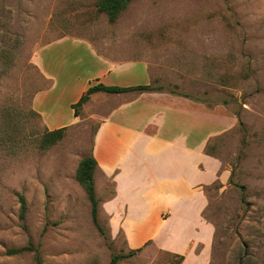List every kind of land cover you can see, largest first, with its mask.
<instances>
[{
    "label": "rangeland",
    "instance_id": "obj_1",
    "mask_svg": "<svg viewBox=\"0 0 264 264\" xmlns=\"http://www.w3.org/2000/svg\"><path fill=\"white\" fill-rule=\"evenodd\" d=\"M97 2L0 0V264H37L34 251L7 253L29 242L42 264H111L114 254L135 249L123 225L122 200L108 208L113 182L99 171L94 175L105 237L76 179L80 160L93 152L100 121L118 104L101 93L74 115L71 105L97 69L88 58L79 65L89 44L116 68L101 77L104 83H144L148 74L149 83L163 86L161 92L211 113L200 119L203 130L212 131L204 150L219 164L204 188L201 215L214 229L204 264H264V0H132L115 22ZM45 45L42 58H56L62 73L51 100L44 101V91L37 107L67 129L61 141L42 149L48 128L33 100L52 80L34 57ZM215 167L207 164L204 180L213 178ZM20 195L27 204L24 221ZM128 200L137 216L129 226L131 244L154 236L181 252L190 237H206L195 226H201L197 209L183 201L159 224L154 205L147 216L136 200ZM139 247L116 264H185L153 239Z\"/></svg>",
    "mask_w": 264,
    "mask_h": 264
},
{
    "label": "crops",
    "instance_id": "obj_2",
    "mask_svg": "<svg viewBox=\"0 0 264 264\" xmlns=\"http://www.w3.org/2000/svg\"><path fill=\"white\" fill-rule=\"evenodd\" d=\"M67 37L53 43H58ZM78 43L86 44L80 39ZM89 45L87 47L89 53L80 59L79 65L88 58L89 65L96 66L97 69L89 85L78 92L79 98L94 81L103 82L101 77L110 75L116 70L114 66L109 65L107 58L100 56L95 48ZM45 48L46 45L35 55L34 62L42 73L52 80V85L50 89L39 91L35 95L33 106L35 111L44 116L47 128L52 130L57 125L45 117L47 114H43L37 103L44 91V101L51 100L54 95L53 86L57 85V77L61 76L62 72L56 70V58L54 62L50 60L46 62L42 58ZM62 62L64 61L60 62L61 67H63ZM147 77L144 83L132 85L148 84L151 78L148 74ZM134 92L136 91L110 94L118 100V104L100 121L95 133L92 154L98 166L94 175L99 171L103 178L113 182L114 195L108 201V208L116 200H122V210L125 212L123 225L131 247L137 248L153 239L161 249L183 255L185 264H204L210 255L214 230L201 215L206 204L204 188L215 178L219 164L204 150L212 131L203 130L200 119L212 115L205 110H196L187 101L181 102L178 97L163 93L161 90ZM101 93L103 92L92 94L90 99L102 97L104 94ZM195 131L200 133L198 137L193 138ZM167 133L172 134L167 135ZM103 148L109 150L107 154L103 152ZM212 162L216 163L215 175L211 179L204 180L207 164ZM226 175L224 172L221 178H225ZM153 197L161 198L162 202L161 200L155 202ZM128 198L136 200V204H139L144 212H148L147 216L151 211L155 212L159 224L170 220L175 212L173 205L183 201L186 206L197 209L201 226L198 227L197 224L195 226L206 237L197 235L190 237L186 248L181 252L172 250L173 247L166 248L154 236H147L137 244H131L129 226L134 223L137 216H134L133 204ZM153 205L154 210L150 211ZM166 213L167 217H165ZM144 219L145 216L142 220ZM140 220L141 218L138 219ZM201 244L203 246L197 249Z\"/></svg>",
    "mask_w": 264,
    "mask_h": 264
},
{
    "label": "trees",
    "instance_id": "obj_3",
    "mask_svg": "<svg viewBox=\"0 0 264 264\" xmlns=\"http://www.w3.org/2000/svg\"><path fill=\"white\" fill-rule=\"evenodd\" d=\"M131 1L132 0H98L97 8L99 11L106 13L111 22H115L119 17V15L121 14V12L127 8V6ZM162 89H163L162 85L158 86L152 83L121 86V85H108L101 81H98L95 84L90 85L80 96V98L75 103H72L71 107L74 109L75 116H78L79 109L83 106L84 103H86L91 98L92 94L97 92L112 94V93H125L130 91H138V92L160 91ZM66 129L67 126L58 127L52 130L47 129L46 132L40 138V142H39L40 147L42 149H46L61 141L65 136ZM97 166H98V162L93 154L84 156L78 164L76 170V179L80 183V185L84 188L87 197L90 201L91 215L94 224L96 225L98 230L103 235H105V237H107L106 231L99 222V218H98L99 200L97 198L95 181H94V173ZM19 199H20V219L24 221L26 217L27 204L23 195H20ZM24 227L26 226L24 225ZM140 249L141 247L132 249L125 255L114 254L111 259V264H116L121 257H125V256L128 257L134 255ZM26 251H34L37 264H42V258L40 252L32 244V242H29V244L19 248L7 249L8 254H20ZM183 259L184 256L179 255V261L180 260L183 261Z\"/></svg>",
    "mask_w": 264,
    "mask_h": 264
}]
</instances>
